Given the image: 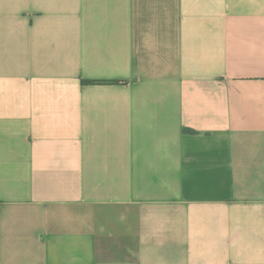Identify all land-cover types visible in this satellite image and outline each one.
<instances>
[{"label": "crops", "instance_id": "1", "mask_svg": "<svg viewBox=\"0 0 264 264\" xmlns=\"http://www.w3.org/2000/svg\"><path fill=\"white\" fill-rule=\"evenodd\" d=\"M0 264H264V0H0Z\"/></svg>", "mask_w": 264, "mask_h": 264}]
</instances>
